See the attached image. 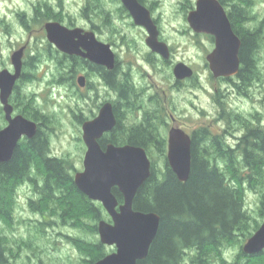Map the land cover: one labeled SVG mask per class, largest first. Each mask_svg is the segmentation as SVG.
I'll return each instance as SVG.
<instances>
[{
  "label": "rangeland",
  "instance_id": "374dc122",
  "mask_svg": "<svg viewBox=\"0 0 264 264\" xmlns=\"http://www.w3.org/2000/svg\"><path fill=\"white\" fill-rule=\"evenodd\" d=\"M197 1L143 0L142 5L151 8L160 40L170 47L171 58L165 61L148 47L147 31L136 26L131 15L128 19L129 13L120 0H0V71L8 69L13 73L12 56L26 47L22 60L32 62L33 69L24 66L22 72L34 77L30 82L19 80L16 83L20 86L18 94L24 96L18 109L27 111L29 107L46 117L42 124L50 139L51 156L65 158L74 170L83 171L87 147L78 117L82 116L84 121L92 119L99 114L101 104L109 101L121 102L125 128L133 127L137 118L142 120L143 115H149V127L156 140H166L167 150V138L173 127H181L189 133L208 129L213 137L233 149L241 144L251 128L264 130V0H251L247 7L250 19L242 25L258 38L257 77L249 86L242 85L236 77L228 81L212 76L206 57L215 49V39L196 33L187 19ZM235 1L226 0L229 3V7L224 6L227 14ZM52 14L67 27L71 23L73 28L87 31H92L93 25L98 27L95 32L98 39L110 44L121 61L119 77L129 73L132 83L144 89L139 102V106L144 105V111L135 113L137 107L127 108L118 92L107 87L88 64L81 62L76 66L77 74L70 79L67 73L72 64L69 60L62 61L65 54L53 46L45 34V24L53 20ZM180 62L191 66L195 73L191 80L179 86L173 70ZM80 76L86 77L83 87L77 82ZM11 104L14 106L13 101ZM0 106L3 108L1 102ZM5 120V114L0 113L1 129L8 125ZM159 147L152 145L150 160L155 162L157 176L162 177L165 159L164 154L158 152ZM77 172L73 171V175ZM245 188L244 209L253 218V224L258 222L260 228L264 222L260 208L264 201V181L257 188L248 185ZM34 192L29 184L18 187L12 224L0 220V242L6 248L9 264H84L87 253H92V242L100 241V236L90 232L88 227L91 226H82L80 222H93L85 213L74 211L73 199L71 214L62 219L59 217L60 211L65 210L62 203L54 208L43 201L37 202ZM43 216L54 223L40 226ZM109 220L108 215L106 221ZM248 239L241 237L225 245L222 255L214 257L211 264H264V252L259 254L260 258L240 256ZM106 247L108 254L116 250L114 246ZM192 258L193 254L188 253L181 264H194Z\"/></svg>",
  "mask_w": 264,
  "mask_h": 264
},
{
  "label": "trees",
  "instance_id": "16d2710c",
  "mask_svg": "<svg viewBox=\"0 0 264 264\" xmlns=\"http://www.w3.org/2000/svg\"><path fill=\"white\" fill-rule=\"evenodd\" d=\"M220 2L229 7L226 0ZM251 3V0H237L231 5L228 13L235 33L242 40L241 66L237 77L244 86L254 82L258 68L257 34L251 33L250 29L242 26L250 19L247 7ZM38 9L36 10L39 11ZM123 9L127 12L125 8ZM51 16L53 20L60 21L53 14ZM71 25L74 26L73 23ZM62 58V61L69 60L72 64L67 74L73 79L77 74L76 66L85 62L75 56L68 58L64 55ZM36 61L39 59L37 58ZM24 66L33 69V63L30 61H25ZM88 66L92 67L90 64ZM99 69L105 81L107 80V83L120 93L119 99L128 104L132 92L136 93L129 74L124 73L121 77H117L114 73H117L118 68L115 71ZM33 77L24 72L20 82H30ZM19 89L20 86L17 85L11 95L10 102L14 103L13 109L29 120L35 121L38 124V131L33 139L23 138L20 141L11 161L0 163V220L12 224L18 187L29 184L35 191L37 202L43 201L53 205L54 208L57 207V203L65 206V210L60 211L59 217L62 219L71 214L70 203L73 199L74 211L79 214L85 213L93 224H89L88 221L82 222L79 218L77 220H81L82 226H91L88 228L92 234H98L99 222L103 219L107 220L105 209L100 203L90 200L79 191L73 175V171H77L67 159L51 156L50 139L44 132L42 124L46 117L40 111L28 106L25 108L30 112L18 109V103L21 104L24 98L20 93L18 94ZM28 105L31 106L29 101ZM129 105L130 107L133 105L131 100ZM2 110L0 106V113L3 115ZM116 112L119 113V108ZM81 117L78 118L82 124L84 120ZM125 127L120 120L110 140L111 143L117 146L130 144L133 147H143L150 158V148L157 138L152 127L135 126L130 130ZM1 128L2 126L0 130ZM195 136L191 137L192 170L186 182H181L174 175L165 156L167 143L158 139L160 144L158 152L164 154L165 172L162 177H158L155 162L151 163V177L139 188L133 207L138 211L157 213L161 218V224L147 259L138 261V264H181L188 253L193 254L191 260L194 264H211L214 257L222 255L225 245L241 237L250 238L259 228L258 222L253 224V218L244 209L245 187L248 185L257 188L264 181V130L251 128L247 134H244L241 144L234 149L226 147L223 141L213 137L208 129H200ZM113 192L118 202L123 203V195L117 189H113ZM32 203L33 200L30 206ZM260 208L263 217L264 201L261 202ZM43 219L44 222H40V226L54 223L44 216ZM91 245L92 253H87L89 256L84 258V264H94L108 255L107 247L101 241H93ZM5 250L3 243L0 242V264L10 263L5 256ZM9 251L14 254L12 249ZM240 256L247 257L243 251ZM260 256L262 255L253 257L260 258Z\"/></svg>",
  "mask_w": 264,
  "mask_h": 264
},
{
  "label": "water",
  "instance_id": "95a60500",
  "mask_svg": "<svg viewBox=\"0 0 264 264\" xmlns=\"http://www.w3.org/2000/svg\"><path fill=\"white\" fill-rule=\"evenodd\" d=\"M121 1L134 23L147 31L145 42L152 52L169 60L170 47L160 40V30L151 11L139 0ZM195 4L196 9L187 15L190 28L215 39V49L206 57L212 76L216 79L237 76L241 66L242 40L235 33L225 7L219 0H198ZM45 30L48 41L60 52L82 57L108 70H114L117 66L112 46L100 41L94 32H84L82 28H67L52 21L45 24ZM25 49L26 47H22L13 54V73L8 69L0 71V102L5 121L8 122L0 130V163L11 161L20 141L23 138L33 139L38 131V124L21 114H15L10 102L16 83L23 74L22 58ZM173 72L178 81L194 75V70L184 62L177 64ZM85 80L84 76H80L77 82L83 87ZM115 116L113 105L108 102L103 104L95 119L83 124V140L87 151L83 162L84 170L75 174L74 182L79 191L90 200L101 203L111 217V222H99L98 233L102 244L114 246L116 250L94 264H138V261L147 259L158 235L161 218L157 213L142 212L133 207L139 188L152 174V162L145 148L114 144L103 148L99 142L105 133L116 127ZM190 137L183 129L173 127L167 138V160L181 182L189 180L192 170ZM116 188L124 198L121 204L113 192ZM243 246V252L247 256L264 252V222Z\"/></svg>",
  "mask_w": 264,
  "mask_h": 264
},
{
  "label": "flooded vegetation",
  "instance_id": "af4514ba",
  "mask_svg": "<svg viewBox=\"0 0 264 264\" xmlns=\"http://www.w3.org/2000/svg\"><path fill=\"white\" fill-rule=\"evenodd\" d=\"M139 1H141V0H139ZM120 2L122 3V1L120 0ZM142 3V2H141ZM129 13V12H128ZM129 17H130V14H128V19H129ZM131 18V17H130ZM55 20H52V22H54ZM155 21V23H156V20H154ZM48 22H51V21H48ZM47 22V23H48ZM55 22H59V23H61V24H63V22H61V21H55ZM134 22V21H133ZM135 24V23H134ZM64 25V24H63ZM136 25V24H135ZM157 25V24H156ZM137 26V25H136ZM158 26V25H157ZM69 28H71V29H74L73 27L74 26H72V25H70L69 24V26H68ZM67 27V28H68ZM138 27H140V26H138ZM78 28V27H77ZM140 28H144V27H140ZM159 28V27H158ZM45 29V28H44ZM145 29V28H144ZM92 31H87V30H85L84 29V32H97V30H98V27L97 26H95V25H93V27H92V29H91ZM235 31V30H234ZM47 32H46V30H45V34H46ZM96 34V33H95ZM47 35V34H46ZM96 36H97V34H96ZM98 38V37H97ZM113 49V48H112ZM154 54H156V53H154ZM66 55V54H65ZM158 56H160L159 54H157ZM68 56V55H67ZM116 56V59H117V66L115 67V69L114 70H110V71H115L117 68H118V70H117V73H114V75H116L117 77H119L120 75H121V68H120V66H121V61L119 60V58H118V56H117V54L115 55ZM69 57H71V56H68V58ZM75 57H77V56H75ZM161 58H163L162 56H160ZM79 58H81L85 63H87L88 65L90 64V66H92V67H90L89 69H91L92 71H93V73H95V74H97V75H99V77H100V79H101V81H103L104 83H105V85H107V87H109V88H111L113 91H115V92H118L116 89H114V88H112L108 83H107V80L105 81V78L103 77V73L100 71V69L99 68H105V67H103V66H99V65H96V64H94V63H92V62H90L89 60H87V59H84V58H82V57H79ZM164 59V58H163ZM165 60V59H164ZM166 61V60H165ZM187 65V64H186ZM191 67V66H190ZM192 68V67H191ZM107 69V68H106ZM193 69V68H192ZM108 70V69H107ZM194 70V69H193ZM195 73V72H194ZM129 74V73H128ZM129 76H130V74H129ZM193 76V75H192ZM85 77V76H84ZM234 77H236V78H238L237 76H234ZM234 77H230V78H223V79H227L228 81H232V79L234 78ZM86 78V77H85ZM192 79V77L191 78H187V79H184V80H181V81H177L178 83H177V85H183V84H186L189 80H191ZM220 79V78H219ZM237 83V82H236ZM134 85V84H133ZM134 88L136 89L135 91H136V93L135 92H132V95H131V98H130V100H131V104H133L132 106H135V107H137L136 108V111H135V113H138V112H142V111H144V105H141V106H139L140 104H139V102L141 103V98H142V96H140L141 95V93L143 92V90L142 89H138L137 88V86H135L134 85ZM118 96H120V93L118 92ZM137 99H138V102H137ZM129 100V101H130ZM110 102V101H109ZM106 103H108V102H106ZM121 102H119V103H116V102H110V104L111 105H113V109H114V113H115V117L117 118V125H118V122L120 121V120H122L123 121V115H124V113L121 111V109H120V107H121V105L122 104H120ZM130 103V102H129ZM129 103L127 104V102H125L124 104H126V107L127 108H130V105H129ZM102 106H101V108L103 107V104H101ZM101 108H99V112H100V110H101ZM119 108V113L118 112H116V109H118ZM99 115V114H98ZM98 115H96V116H98ZM96 116L94 115L93 117H92V119H89V120H93V119H95L96 118ZM140 118H137V121H135L134 122V124L135 125H133V127H135V126H140V127H148V128H150L149 126H150V123H149V121H150V116L149 115H146V116H144L143 115V118H142V120H139ZM162 119H164V118H162ZM172 119L174 120V121H176L177 119L176 118H174V117H172ZM89 120H85L83 123H82V125L86 122V121H89ZM157 120V119H156ZM156 120H155V122H156ZM163 124V126L164 125H166V122L165 121H163L162 122ZM117 125H116V127H117ZM83 127V126H82ZM115 127V128H116ZM132 127V126H131ZM131 127H128L129 128V130H130V128ZM132 127V128H133ZM115 128H113V130L112 131H108L107 133H105L104 135H103V137L99 140V142H100V144H101V146L103 147V146H107V145H109V144H112L111 143V138H112V136H113V134H114V132H115ZM176 128H180V129H182L181 127H176ZM184 130V129H183ZM133 131V130H132ZM185 131V130H184ZM186 133H188L191 137H193V136H195V134H197L198 133V131H194V132H191V133H189V132H187V131H185ZM170 133V132H169ZM230 135V134H229ZM232 135V134H231ZM230 135V136H231ZM190 137V138H191ZM195 138L196 139H199V138H197L196 136H195ZM166 141V140H165ZM125 145H130V144H125ZM153 145V147L155 148L156 146H158V145H160L159 144V142H158V140H156V141H154V143L152 144ZM124 146V145H123ZM104 148V147H103ZM117 189V188H116ZM119 191V190H118ZM123 202V201H122ZM121 204V203H120Z\"/></svg>",
  "mask_w": 264,
  "mask_h": 264
},
{
  "label": "bare ground",
  "instance_id": "6f19581e",
  "mask_svg": "<svg viewBox=\"0 0 264 264\" xmlns=\"http://www.w3.org/2000/svg\"><path fill=\"white\" fill-rule=\"evenodd\" d=\"M195 9H196V7H195V8H193V10H195ZM193 10H192V11H193ZM190 12H191V11H190Z\"/></svg>",
  "mask_w": 264,
  "mask_h": 264
}]
</instances>
